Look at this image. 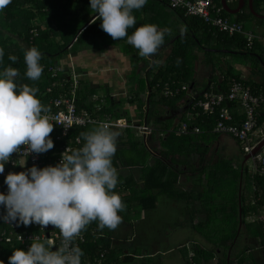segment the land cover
Masks as SVG:
<instances>
[{"label": "trees", "instance_id": "16d2710c", "mask_svg": "<svg viewBox=\"0 0 264 264\" xmlns=\"http://www.w3.org/2000/svg\"><path fill=\"white\" fill-rule=\"evenodd\" d=\"M160 1L163 6L167 5L165 0ZM213 2L221 5L220 0H213ZM252 5L257 13L264 14V0H252ZM168 9L176 15L182 26H176L175 29L159 27L171 29V35H165V42L160 47L167 48V52L161 55L158 49L156 53L162 63L155 62L146 71V78L136 77V80H131L129 93L127 92L124 98L115 99L108 94L103 95L105 103L98 110L95 109L97 102L92 100L93 94H96V87L80 80L77 109H87L93 116L101 119L109 114L114 119L122 118L128 122L144 120L152 125L153 130L146 137L137 136V132L129 127L114 128L120 135L112 162L117 170L122 167L137 170L139 183L132 179L129 182L126 181L129 193L128 196L122 197L126 196L125 198L135 201L139 209H152L157 197L165 195L169 198L186 199L194 205L195 214L203 215V219L195 222L192 228L211 246L207 248L194 243L190 253H183L185 264H205L210 262L216 254L218 255L216 264H258L252 251L256 247L264 256V220L247 221L246 218L253 214L264 215L262 178L258 174H251L245 165L242 168L238 165L234 167L232 161L228 159L216 160L213 163L208 161L197 170L198 173H195L196 168L192 167L193 162L198 161L199 164L203 162L205 155L211 151L207 145L208 142L217 139L219 135L210 132L178 135L173 131L174 126L170 123L176 117L180 121L189 118L190 123L206 131L215 117L209 118L202 115L200 110L193 106L202 92L212 83L216 91L225 92L230 80L236 78L242 80L254 93L264 92V49L262 47L258 49V40L254 41L251 48H247L244 37L240 34L228 35L219 32L199 17L184 15L183 11L171 9L169 6ZM93 14L90 10V0L11 1L0 11V48L4 50L3 60L0 61V71L8 66L18 69L20 75L15 82L18 85L28 84L38 88L37 98L42 104L49 106L50 110L54 109L50 100L59 93V89L54 88L51 93L45 92V88L52 83V78L45 68L39 80L31 81L26 78L24 50L36 47L42 54L40 60L42 67L59 63L64 55L73 52L71 51L73 44L70 45V43L74 38L78 42L94 35L96 38L104 36L100 20L91 22L78 35L76 34L77 29L75 30L74 25L78 19L82 17V20H88ZM222 15L242 24L250 17L256 18L248 10L232 15L223 9ZM257 20L264 22L262 19ZM32 27L38 30V35L30 39L29 30ZM243 27L247 29L246 26L243 25ZM181 29H183V35H181ZM128 34L131 35V32L129 31ZM218 49H229L234 52L226 53ZM197 51L202 53L201 57ZM10 55L17 57L15 63L9 60ZM227 55L240 58L230 64L225 60ZM177 58L180 59L178 66ZM153 59L155 55L151 57V60ZM135 60H141L146 65L150 62L142 57ZM197 61L210 70L208 78L210 83L206 82L200 90H195ZM236 63L246 65L248 73L244 74L243 70L235 68ZM181 83L189 86L192 84V87H189L187 91H181L176 96L163 95L165 84L172 87ZM67 87L68 83L64 85L65 89ZM192 90L196 93L190 96L189 92ZM126 104L135 106L134 115L124 107ZM181 105L186 106V109L183 110ZM262 106L264 101L260 108ZM235 107H233L234 110ZM177 111L179 115L176 114L170 119L164 118L165 115ZM189 111L191 115L186 117ZM263 120L264 115H258V126ZM95 125L97 124L75 126L61 141L56 140L59 131L54 127L50 134L54 147L40 154L42 162L45 165L55 166L59 146L75 137H79L83 144L80 133L91 130ZM131 135L137 136L138 139L132 138ZM182 166H186L189 171L196 174L191 180L192 186L186 190L177 186L180 176L189 178L185 175L187 171L181 169ZM20 171L24 170L19 166L9 167L7 174ZM7 174L0 178V193L8 189L4 182ZM122 180V175L118 172V184L115 188L118 193L121 192ZM239 206L241 223H239ZM5 214L6 209L0 205V231L7 227L2 219ZM18 225L25 231L37 230L32 224L26 226L18 223ZM102 231L98 228V222H92L82 232L85 235V241L79 245L84 252L81 261H92L103 253L106 248L103 242L105 238L96 236L103 233ZM15 248L26 251L24 245L16 240L0 242V264L2 261L4 264H9L8 258ZM144 258L149 261L147 259L151 257Z\"/></svg>", "mask_w": 264, "mask_h": 264}, {"label": "clouds", "instance_id": "9594fccd", "mask_svg": "<svg viewBox=\"0 0 264 264\" xmlns=\"http://www.w3.org/2000/svg\"><path fill=\"white\" fill-rule=\"evenodd\" d=\"M10 3L11 0H0V11ZM146 3L147 0H90V10L98 14L93 23L100 20V27L113 40L126 38L151 66V57L164 44L165 35H171V29H160L155 24L136 26L133 12ZM129 28L135 29L131 35ZM3 57L4 50L0 48V61ZM41 58L34 46L24 50L27 79H40ZM9 60L15 63L17 57L10 55ZM176 63L178 66L179 58ZM19 75V70L11 66L0 71V173L14 153L41 154L54 147L50 107L37 98L38 88L15 82ZM119 135L112 124L100 122L81 132L83 146L66 149L55 166H32L27 171L7 174V194L0 193V205L6 209L3 222L26 226L35 223L41 229L52 225L61 237L58 247L33 240L27 251L13 249L9 264H81L84 252L74 241L87 226L92 222H98L100 230L119 226V213L125 210V204L115 191L118 172L112 162ZM54 247L57 250H52Z\"/></svg>", "mask_w": 264, "mask_h": 264}, {"label": "built area", "instance_id": "2783aa9c", "mask_svg": "<svg viewBox=\"0 0 264 264\" xmlns=\"http://www.w3.org/2000/svg\"><path fill=\"white\" fill-rule=\"evenodd\" d=\"M13 1V0H11ZM30 1V0H24ZM167 5L171 9H177L184 12V15L196 16L201 18L206 24L214 28L219 32L226 33L228 35L240 34L244 37L245 45L247 48H251L255 40H260V37L250 30L243 27L241 22L231 20L230 18L222 15L223 7L217 5L213 0H165ZM30 39L38 35V30L34 27L29 30ZM76 38L72 40L75 41ZM70 43V45L72 44ZM68 68H65L63 64L57 63L49 66H43L52 78V83L45 88L46 93H51L54 88L59 89V93L53 96L50 100L54 109L48 113L50 122L54 124V127L58 129L56 140L61 141L63 137H66L75 126H86L87 124H99L100 122H109L113 125V128H125L129 127L137 132L138 135L146 137L149 135L153 127L146 121L130 122L126 119L118 118L114 119L109 114L104 116V119L93 116L87 109L78 110L76 106L77 91L79 81L81 80V74L77 71L72 59L69 57ZM68 83L67 89L64 85ZM163 89V95L166 97L176 96L181 91L189 90V85L181 83L170 87L165 84ZM112 98H115L114 94H111ZM92 100L97 102L95 109L98 110L105 103L103 96L93 94ZM264 101V92L254 93L242 80L232 78L229 82L228 88L225 92L216 91L213 83L206 88L198 100L194 103V108L200 110L202 115L207 117L214 116V122L209 128L202 129L200 126L190 123V119H185L179 122L177 126L173 128V131L180 134L188 133H203L211 132L218 135H228L235 139L245 154H251L254 161L253 174H258L264 182V144L259 151L252 154L253 150L264 139V134L256 133L258 126V108ZM234 105V106H233ZM238 106L241 112L235 113L233 107ZM83 144L79 137L69 139L67 143H63L59 146L57 164L60 162L62 153L66 149H78ZM23 152V146L21 147ZM19 166L24 171L36 166L38 168H44L49 165H45L40 154L24 152L23 154L14 153L4 166L5 170L0 173V178L7 174L9 167ZM8 189L3 193L7 194ZM264 218V217H261ZM7 227L0 231V242H12L14 240L24 245L26 251L30 247L33 240L43 242L47 239V242L53 246H59L60 233L54 226L51 230L41 229V226L33 223L32 226L37 230L29 232L22 230L18 222L6 223ZM46 233L48 235L46 236ZM85 241L84 233L78 237L74 243L80 245ZM102 254L94 258L92 261L84 260L81 264H98L101 261Z\"/></svg>", "mask_w": 264, "mask_h": 264}, {"label": "crops", "instance_id": "0c3cea01", "mask_svg": "<svg viewBox=\"0 0 264 264\" xmlns=\"http://www.w3.org/2000/svg\"><path fill=\"white\" fill-rule=\"evenodd\" d=\"M147 1H149V4L148 5L145 4L142 10L146 8L158 9V7L160 6L161 8H163V4L160 0H147ZM247 5H246L247 9L244 6L241 9V11H239L238 13H244L247 10L249 11ZM165 7L166 9H168L167 5ZM160 14H161V11H160ZM133 15L136 17L137 27L143 24H147L145 20L144 21L140 20V15L138 13L133 12ZM166 15H170V18H171L172 12L170 11V13ZM232 15H235V14H232ZM253 16H255L257 19H262L264 21L263 18H260L256 15H253ZM256 18L250 17L247 19V21L249 23L251 22V24L257 30H263L264 22H261L257 20ZM247 30L252 31L250 28H247ZM129 31L132 34L134 30L133 28H129L128 32ZM252 32L254 33V31ZM102 33H104V36L101 38H98L96 43L89 45V47H85V48L83 47L79 50H75V52L64 55L59 60V63L63 64L65 68H68L67 66L69 63V57L71 59L73 58L72 61L77 71L81 74V80H83V77L87 76L88 77L87 82L90 85L96 88L99 87L100 84L104 85L107 91L106 94L111 96V94H113L112 92L114 93L126 92V94L127 92L129 93V89H130L129 83L131 80L132 81L136 80V77L138 79L146 78V71L155 62L159 64L162 63L159 60L160 58H158V54H155L156 60L155 59L151 60L152 62L151 66H149L150 62L148 63V65H146L141 60L137 61L135 60V58L137 57L134 56L133 58L132 55L129 53H122L119 48H118L119 50H117L116 48L117 45H115L114 47V45H112V43L109 41L110 36L107 37L108 34L105 33L104 31ZM256 35L260 37V40H258L259 41L258 49L261 47L264 49V33L260 35L259 34H256ZM159 49H162V48H159ZM163 52L162 51L160 52L159 50V54ZM76 63H79L80 67H78V65L76 66ZM237 64L239 63L235 64V68L239 69V67L236 66ZM108 71L110 73H107ZM99 73L102 74V78L99 77ZM209 77H210L209 75L207 78H199L196 76V81L198 83V80L200 81V79H207V82H208ZM189 93H190L189 94L190 96H193L196 92L192 90ZM119 98H124V95H121V96L119 95L115 97V99H119ZM124 107L127 108L129 112H131L132 115L135 114L134 105L126 104ZM181 108L184 110L186 109V106L181 105ZM179 111L175 113L179 115ZM234 112L238 113V112H241V110L237 106L235 107ZM189 115H191L190 111L187 112L186 117ZM258 115H264V106H262L261 108L259 106ZM143 121L144 120H142V122ZM179 122L180 120H178V124ZM176 123L174 127L178 125ZM263 124H264V120L259 126H257V129H256V133H258L257 135H259L260 133L264 134ZM208 143L209 144L207 145H209L211 151L208 152L207 155H205V159L203 160V162L199 164L198 161L197 162L194 161L192 164V167L196 168L195 173H198L197 170H199V168L204 166L208 161H210V163H213L214 161L220 160V159L231 160L234 167L237 165L240 166L241 168L243 167L244 162H245L244 158L241 163L236 162V157L238 156V154H241L243 152H242V149L239 143L235 139L231 138L228 135H219L217 139L210 140ZM181 169H183V171L185 170L187 171L185 175H187V177L189 178L184 177V175L180 176L177 186L183 190H186L192 186L191 180L196 174L189 171L188 170L189 168L187 169L186 166H182ZM117 171L121 173L122 178H123L122 180L123 183L120 188L121 192L119 193L117 192V193L121 196L123 203L125 204L126 212L124 213L125 216L122 215L123 211L122 213L121 212L119 213V215L122 217V222L119 224V226L115 230H109L106 228V229H103L102 231L103 233L96 234L97 238H105L103 242L106 244V248L103 250V253H102L104 254V256H101V261L98 264H151V262L146 261L144 257L146 256L155 257L157 256V253H159V250L154 249L148 252H145L144 250H142V252L144 253L138 252L141 249V246L139 245V242L136 241V232H135V228H133V224L134 222L137 221V219L145 217L146 212L149 210L164 209L165 211H168L169 219L172 222L171 224L177 227L175 230H173V231H176V233H178V239L175 238V241L176 240L182 241L183 240L182 233L184 232V230L190 229L192 232H194L192 225L195 222H197L199 219H203V215L195 214L194 212H192L194 210L193 209L194 205L192 203H189L186 199L184 200V198L183 199L169 198L165 195H159L157 197L155 206L152 209H149V210L139 209L135 201L133 200L131 201L130 199L125 198L126 196L122 197L123 195L128 196V193H129V188L125 184L126 181L129 182L130 179H132L136 181V183H139V180H138L139 174L137 170L122 167V168H119ZM249 172L253 174V171H249ZM117 190H119V188H117ZM261 217H264V215L260 214L259 216L258 215L256 216L253 214L247 217L246 220L247 221H254L256 219L264 220V218H261ZM192 238H194V236ZM194 239L198 241L196 238ZM181 244L182 243H180L178 247ZM210 246H207V248H209ZM217 258H218V255L216 254L215 257L212 259L214 260L215 264H216ZM157 263L162 264V262L158 259H157ZM205 264H210V262L205 263Z\"/></svg>", "mask_w": 264, "mask_h": 264}, {"label": "rangeland", "instance_id": "374dc122", "mask_svg": "<svg viewBox=\"0 0 264 264\" xmlns=\"http://www.w3.org/2000/svg\"><path fill=\"white\" fill-rule=\"evenodd\" d=\"M148 4H149V1H147L146 5ZM160 11H161V14H160ZM134 12L138 13L140 15V20H143V21L145 20L147 24H155L158 27L160 26L161 28H163L162 26H165V27H170L172 29H175L176 26H179V25L182 26V23L181 22L179 23V21L177 20L178 18L173 12L171 16L172 19L170 18V15L169 16L166 15L170 13V10L166 9L165 6H163V8H161L160 6L158 7V9L146 8L144 10L142 9L134 10ZM86 20L87 19L82 20V17L78 19V21L74 25L76 26L75 30L77 29V32L79 31V28L82 27L81 24ZM244 25L247 28H250L252 31H254L255 34L260 35L264 33V26H263V30H257L256 28H254L251 22L249 23L248 21H246ZM90 33H92V31H90ZM107 37H109V35H107ZM97 40L98 38H96V36L94 35L93 37L83 38L81 39V41H78V42L71 41L73 44L71 51L75 52V50H79L83 47L84 48L89 47V45L96 43ZM109 41L112 43V45H114V47L115 45H117L116 46L117 50L120 49L122 53H129L132 55L133 58L134 56L137 58H140L138 54V50L135 49L133 46L129 45L127 43L126 38L123 40H113L110 37ZM167 50L168 49L166 48V50L164 51V48H163V49H160V52L164 51L163 54H165ZM197 54L199 55V57H201L202 55L200 51H197ZM239 58L240 57L235 56V55L225 56L226 62L230 64H233V62L236 60H239ZM77 65L78 67H80L79 63H76V66ZM236 66L239 67V69L243 70L244 74L248 73V68L246 65L237 64ZM196 69H197V77L199 78L208 77L210 70L204 67L200 63V61H197ZM107 73H110V72L108 71ZM217 74L219 75L218 71H217ZM99 77L102 78V74L99 73ZM83 80L85 83H87L88 77L87 76L83 77ZM206 82H207V79H200V81L198 80V83H196L195 90H200L206 84ZM95 92L97 95L103 96L104 94L107 93L106 87L100 84L99 87L95 88ZM112 93L115 96H119V95L126 96L127 95L126 92H123V93L122 92H116V93L112 92ZM178 120L179 118L176 117L174 120L171 121L170 124L174 126L176 122H177L176 124H178ZM263 127H264V124H263ZM137 136L136 137L132 136V138L138 139ZM245 155H246L245 153L238 154V156L236 157V162L241 163ZM244 165L249 169V171L254 170V161L252 158L247 159L244 162ZM125 212H126V209L123 211V213L121 212L123 216H125L124 214ZM171 223L172 222L169 219L168 211H165L164 209L162 210L158 209V210L147 211L145 217L137 219V221L134 222L133 224V228H135V232H136V241H138L139 245L141 246V249L138 252L144 253L142 252V250H144L145 252H148L154 249L159 250V253H157V256L147 259L151 262V264H158L157 259L160 260L162 264H185L186 261L183 258V253L185 254L190 253L191 249L194 247L195 242L205 247L210 246V244L204 239V237L200 235L199 233H197L194 229H193L194 232H192L190 229L184 230V232L182 233L183 240L175 241V238L178 239V233H176V231H173V230H175L177 227H175ZM193 236L198 241L192 238ZM180 243L182 244L178 247ZM252 252H253V255L256 257L258 264H264V256L261 254L260 250H258V248L255 247ZM210 264H215L214 260L210 261Z\"/></svg>", "mask_w": 264, "mask_h": 264}, {"label": "water", "instance_id": "95a60500", "mask_svg": "<svg viewBox=\"0 0 264 264\" xmlns=\"http://www.w3.org/2000/svg\"><path fill=\"white\" fill-rule=\"evenodd\" d=\"M246 0H238L237 1V7L235 8H231L228 4L227 0H220L221 6L223 7V9L229 13V14H236L239 11H241V9L243 8L244 4H245ZM247 4H248V9L250 11L251 14L256 15L260 18L264 19V15L261 13H257L254 9H253V5H252V0H247ZM98 15V14H93L86 22L85 24L80 28V30L77 32V35L94 19V16ZM76 35V36H77ZM210 50H216V49H210ZM222 52H226V53H232L234 52L233 50H229V49H218ZM190 88L192 87V84L189 86ZM148 98V97H147ZM147 106H148V100H147ZM176 113H170L168 115H166L164 118L166 119H170L171 117L175 116ZM264 144V139L259 143V145L256 147V149L253 150L252 154L256 153L257 151H259V149L261 148V146ZM251 157V154H247L244 157V161H246L247 159H249ZM239 223H241V218H240V206H239ZM52 225H48L45 229L46 230H51L52 229ZM48 235V233H46V236ZM44 241H47V239H44ZM57 247V246H55ZM53 248V250H57L56 248Z\"/></svg>", "mask_w": 264, "mask_h": 264}, {"label": "flooded vegetation", "instance_id": "af4514ba", "mask_svg": "<svg viewBox=\"0 0 264 264\" xmlns=\"http://www.w3.org/2000/svg\"><path fill=\"white\" fill-rule=\"evenodd\" d=\"M228 1V4H229V6L231 7V8H235V7H237V1L238 0H227ZM246 4H244V6H246L247 5V2H245ZM243 6V7H244ZM248 6V5H247Z\"/></svg>", "mask_w": 264, "mask_h": 264}]
</instances>
